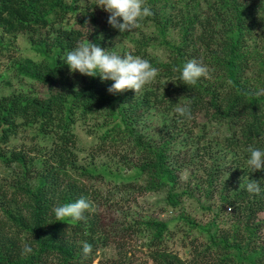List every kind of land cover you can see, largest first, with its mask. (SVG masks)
<instances>
[{"label":"trees","instance_id":"16d2710c","mask_svg":"<svg viewBox=\"0 0 264 264\" xmlns=\"http://www.w3.org/2000/svg\"><path fill=\"white\" fill-rule=\"evenodd\" d=\"M144 6L153 15L121 34L96 3L0 0V32L11 39L25 34L38 54L9 65L25 85L0 93V264H94L112 243L115 255L99 264H130L120 245L140 230L153 264H264V171L251 172L246 163L249 146L264 151V0H145ZM88 41L144 58L158 76L140 92L110 94L113 81L72 74L64 62ZM8 46L0 37L2 70ZM153 46L166 52L164 60L150 53ZM192 59L209 75L186 86L179 69ZM178 105L190 106L192 118L178 117ZM150 115L159 121L154 136L140 124ZM78 129L92 136L86 163L75 150ZM19 139L20 147L12 145ZM98 153L116 156L133 175L102 191L90 182L104 178L93 163ZM183 170L196 178L192 190L217 200L213 218L198 226L208 238L194 239L188 258L163 249L171 234L163 220L104 221L102 204L118 211L145 192L165 191L167 205L176 207L182 195H192L178 191ZM251 180H261L259 195L247 191ZM81 197L94 211L75 224L56 221L54 207ZM83 242L92 245L87 258Z\"/></svg>","mask_w":264,"mask_h":264},{"label":"rangeland","instance_id":"374dc122","mask_svg":"<svg viewBox=\"0 0 264 264\" xmlns=\"http://www.w3.org/2000/svg\"><path fill=\"white\" fill-rule=\"evenodd\" d=\"M80 5H90L93 3L97 4V0H79ZM72 17L68 16L66 21L70 25ZM1 33V32H0ZM175 32H173L174 36ZM3 43L9 41V46L1 54V59L5 63L4 70L0 69V93H7L13 91L19 87V85H25V81L20 77H17L13 67L9 69V65L13 61L22 56L38 57L30 44L28 43L27 37L23 33H17L11 39V35L0 34ZM118 52L119 49H116ZM150 53L156 55L159 59L164 60L166 58V52L162 48L153 46ZM70 72V70H69ZM71 73V72H70ZM78 72L72 73L77 74ZM158 119L154 115H150L149 118L142 119L141 128L146 134L156 135L158 131ZM79 142L76 144L75 150L79 161L87 162L92 160L90 143L92 136L87 135L84 130L78 129ZM22 140H16L12 145L15 147L21 146ZM117 157H110L108 154H95L93 157V163L103 170V180H90L94 185L102 187V191H106L113 182L119 181L120 178H126L133 175V171L125 166H122L117 160ZM1 168V167H0ZM4 173L3 169H0ZM191 170H183L179 175V188L178 191L187 188L192 195H182L180 204L176 207H170L165 201V191L145 192L142 195H137L135 198L122 202V208L118 211L110 209V205L102 204L100 211L104 221H108L113 216V221L121 220L123 218L128 221L134 219H147L157 218L168 223L171 228V234L166 236L163 241V249L168 252L177 254L182 259L188 258L191 251V242L194 240L195 243L206 241L208 236L204 231L199 230V225L204 226L209 220L213 218V209H216L217 200L215 197L206 198L199 191L192 190L193 182L195 177H191ZM199 177V172L197 174ZM222 216L217 218V223L223 225L226 224V218L228 211L225 210ZM193 222L196 225L190 226L186 221ZM111 221V220H110ZM109 221V222H110ZM147 233L144 231H138L131 235L124 236V243L120 245V249L125 251L130 256V264H153L148 255ZM117 243L105 247L100 252L99 258L95 259L94 264H99V259L106 260L115 255ZM118 247V245H117Z\"/></svg>","mask_w":264,"mask_h":264},{"label":"clouds","instance_id":"9594fccd","mask_svg":"<svg viewBox=\"0 0 264 264\" xmlns=\"http://www.w3.org/2000/svg\"><path fill=\"white\" fill-rule=\"evenodd\" d=\"M144 2L145 0H97V6L110 14L109 25L122 34L140 27V22L144 18L153 15L150 8L144 6ZM121 19L123 22H120ZM64 62L71 73L79 72L89 77L98 75L102 81H113L114 83L108 88L110 94H118L127 90L140 92L145 86L153 83L158 76V69L153 67L148 60L131 54L121 56L114 52L110 53L89 41L78 43L76 47L67 52ZM179 73V80L182 84L192 86L201 77H207L209 69L202 62L192 59L183 64ZM175 112L180 118H192L190 106L178 105ZM247 152L249 156L246 163L251 172L264 171V151L249 146ZM247 191L250 194L259 195L262 192L261 180L249 181ZM85 211H94V207L83 197L75 202L53 208L56 221L66 223L70 221L72 224L84 220ZM24 252L31 253L32 248L25 245ZM82 252L84 258H87L92 253V245L83 242Z\"/></svg>","mask_w":264,"mask_h":264}]
</instances>
